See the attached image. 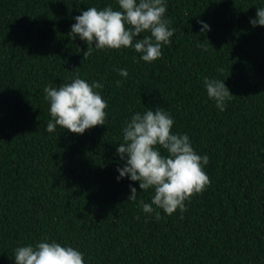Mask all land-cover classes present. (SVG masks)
I'll list each match as a JSON object with an SVG mask.
<instances>
[{
    "label": "trees",
    "instance_id": "16d2710c",
    "mask_svg": "<svg viewBox=\"0 0 264 264\" xmlns=\"http://www.w3.org/2000/svg\"><path fill=\"white\" fill-rule=\"evenodd\" d=\"M165 4L174 35L147 63L133 48L93 46L83 59L86 42L69 35L82 11L119 10L116 0H0V264L45 238L79 250L85 264H264V26L250 23L264 0ZM77 75L103 84L105 125L50 133L44 88ZM205 77L233 94L224 111ZM157 108L173 118V134L208 155L210 178L185 212L157 209L160 220L140 206L154 189L117 180L126 161L116 151L126 122Z\"/></svg>",
    "mask_w": 264,
    "mask_h": 264
},
{
    "label": "clouds",
    "instance_id": "9594fccd",
    "mask_svg": "<svg viewBox=\"0 0 264 264\" xmlns=\"http://www.w3.org/2000/svg\"><path fill=\"white\" fill-rule=\"evenodd\" d=\"M118 9L111 5L88 10L76 16L70 36H77L86 42L84 58L96 50L133 48L140 53V59L152 63L162 57V46L171 43L174 29L171 21L165 19V0H116ZM202 24V32L210 30L208 24ZM253 27L264 26V7L257 8L256 18L251 19ZM142 33H150L141 37ZM198 47L207 48L201 44ZM135 59V57H134ZM116 70V69H114ZM118 74L126 78V69H118ZM223 72V69H218ZM122 81L117 80L116 86ZM204 87L209 99L224 111L226 103L233 98L224 80L205 77ZM99 82L88 83L76 76L70 83L59 88L45 87V100L49 102L51 120L46 130L54 132L57 126L73 134H83L96 126L105 125L107 102L97 89ZM173 118L162 108L135 113L122 129L123 143L116 149L125 166L118 168L117 180L128 177L138 181L142 191L154 189L151 203L140 201L146 214L155 213V219L162 218V210L171 216L177 210L185 212V201L201 194L210 184V178L204 168L209 164L208 155H199L191 145L187 134H173ZM167 155H162L160 149ZM128 200H137V190L130 186ZM155 206V207H153ZM15 264H85L83 254L71 247L61 246L53 241L44 240L35 246H21L14 250Z\"/></svg>",
    "mask_w": 264,
    "mask_h": 264
}]
</instances>
